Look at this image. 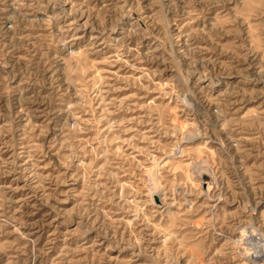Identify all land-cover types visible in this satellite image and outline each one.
Wrapping results in <instances>:
<instances>
[{
	"label": "rangeland",
	"instance_id": "1",
	"mask_svg": "<svg viewBox=\"0 0 264 264\" xmlns=\"http://www.w3.org/2000/svg\"><path fill=\"white\" fill-rule=\"evenodd\" d=\"M0 264H264V0H0Z\"/></svg>",
	"mask_w": 264,
	"mask_h": 264
},
{
	"label": "bare ground",
	"instance_id": "2",
	"mask_svg": "<svg viewBox=\"0 0 264 264\" xmlns=\"http://www.w3.org/2000/svg\"><path fill=\"white\" fill-rule=\"evenodd\" d=\"M195 138V137H194ZM197 175H199L200 177H204L205 175H206V173L204 172V171H199V174H197ZM203 179H205V178H203ZM201 181V180H200ZM207 184V191H209L210 189H211V183L212 182H206ZM214 185V184H213ZM159 204H161L160 202H159ZM163 204V203H162ZM247 231H249V233H252L253 234V230L251 229V227H247L246 229H243L242 230V235L240 236V237H242V240H244L245 238V234H247ZM255 235V234H254ZM258 237V236H257ZM261 237V236H260ZM248 238H250V237H248ZM260 240V243H263V239L262 238H260L259 239Z\"/></svg>",
	"mask_w": 264,
	"mask_h": 264
}]
</instances>
